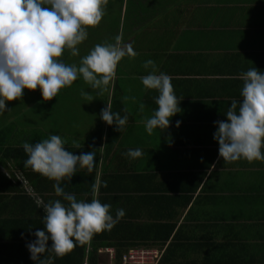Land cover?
<instances>
[{"label":"crops","instance_id":"1","mask_svg":"<svg viewBox=\"0 0 264 264\" xmlns=\"http://www.w3.org/2000/svg\"><path fill=\"white\" fill-rule=\"evenodd\" d=\"M211 5L195 0L174 39L155 54L146 48L140 53L143 62L131 71L134 83L120 85L113 96L111 84L110 94L98 95L102 105L96 107L108 104L121 117L128 115L123 131L106 123L101 138L95 134L98 125L89 130L85 125L83 131L84 118L71 106L62 105L51 115L52 121L67 125L56 135L79 141L76 152L95 151L94 170L77 166L70 181H61L64 191L78 201L96 198L110 204L113 216L117 209L125 211L111 231L97 234L95 241L76 242L54 264H122L136 251L150 252L148 264H264V161L223 162L213 139L215 122L226 120L233 99H242L240 74L251 68L264 71V0H219L218 13L206 12ZM148 59L171 76L180 101L169 127L151 135L139 122L157 108L158 93L145 90L139 79L148 74L143 68ZM136 148L140 158L124 155ZM34 182L26 229L0 226V264H34L27 244L35 240V231L43 230L44 205L57 199L67 204L55 195L54 181L38 174ZM7 220L6 215L0 218ZM162 230H171V239L152 243Z\"/></svg>","mask_w":264,"mask_h":264},{"label":"clouds","instance_id":"2","mask_svg":"<svg viewBox=\"0 0 264 264\" xmlns=\"http://www.w3.org/2000/svg\"><path fill=\"white\" fill-rule=\"evenodd\" d=\"M106 4L107 0H0V115L6 111V102L19 100L24 90L39 88L43 100L50 101L78 77L99 94L107 90L118 63L136 55L131 45L122 44L119 35L114 43L96 44L79 65L60 59L65 50H70L72 56L79 55L78 46L88 38L87 29L101 22ZM143 68L148 73L139 78L143 88L158 93L157 108L150 117L139 121L151 135L154 129L169 127L170 119L180 111V101L171 76L159 72L155 61L146 60ZM239 79L243 82L242 99H233L226 120L215 122L213 139L223 162L264 161V71L251 68ZM106 105L100 119L109 126L114 124L118 132L123 131L128 115L121 117ZM139 110L143 113L142 103ZM65 145L66 140L55 134L34 145L27 141L21 145L28 157L25 167L54 181L55 195L67 201L65 204L57 199L44 205L43 230L35 231V240L27 244L34 264H54V259L72 251L76 242L84 244L96 234L111 231L125 216L122 208L113 216L110 204L96 198L78 201L74 194L64 191L61 181H70L77 166L91 173L96 165L95 151L74 155ZM72 147L79 149V141L74 139ZM124 155L136 159L142 151L129 149Z\"/></svg>","mask_w":264,"mask_h":264},{"label":"trees","instance_id":"3","mask_svg":"<svg viewBox=\"0 0 264 264\" xmlns=\"http://www.w3.org/2000/svg\"><path fill=\"white\" fill-rule=\"evenodd\" d=\"M195 0H107L105 5V15L101 20V23H106L110 17L114 15H120L118 19L114 21L117 23L116 27L120 31L116 34V31L109 32L110 43H114V38L119 35L122 38L123 45H131L136 55L135 62L132 64L127 63L128 56L124 57L117 65L115 70V77L110 82L114 84V95L118 94V88L120 85H129L136 80L135 75L132 72H137V64L143 62L140 53L143 54V49L152 51V54L159 51L158 47H162L164 44L169 43L170 39H174L175 34L182 23L186 20L188 15V6ZM200 4L212 3L210 7L206 9V12L218 13L219 8L216 6V2L219 0H196ZM125 9L124 22L121 19V15ZM128 12H131L134 17H137L134 21L127 19ZM141 19V20H140ZM100 26L94 28H88V38L78 46L79 54L82 51L81 47H84L87 51L91 50L94 45L86 42H91L95 39L93 33H95ZM139 29V32H136ZM134 31V32H132ZM139 33V34H138ZM133 38V39H131ZM126 39H128L126 41ZM127 42V43H125ZM157 43V47H156ZM99 44V42L97 43ZM72 57L70 50H65L62 57ZM61 57V58H62ZM75 57V56H73ZM140 57V58H139ZM133 65V66H132ZM128 70L130 73L128 74ZM132 71V72H131ZM97 90L91 89V87L84 82L82 77H78L76 81L69 87L62 88L56 97L50 101H44L39 88L34 91L24 90L22 97L19 100L6 102L7 118L0 115V218L2 215H6L11 221H0V226L3 224H10L17 229H26L27 226V208L33 201L31 197H35L34 188L37 187L36 176L40 173L34 172L30 167H25L24 161L28 158L27 154L21 147L24 141L31 144L39 143L43 139H47L50 135L58 133L63 129L65 124L52 121L51 115H57V109L62 105L71 106L69 110H74L79 114V118H84L83 123L89 124L91 129L90 118L86 117L83 113V109L86 105L93 103L92 106H96L98 95H95ZM27 92V93H26ZM83 92L90 94L89 96L82 95ZM93 95L91 96V93ZM64 99L61 100V98ZM14 103V105H12ZM13 106V107H12ZM18 107L19 113L14 114L13 108ZM81 111V112H80ZM61 112V111H58ZM94 120V119H93ZM11 121L5 127L2 126L3 122ZM30 124V134H28V125ZM50 121H52L50 123ZM78 123V121H76ZM81 122V121H80ZM102 122V121H101ZM105 122L93 123V128L98 125L99 130L95 131L96 136L101 138L102 126ZM62 125V129L59 127ZM48 128L42 133V126ZM78 125V124H77ZM82 128V127H81ZM72 129H74L72 127ZM87 128V130H89ZM94 129V130H95ZM98 129V128H97ZM104 131V130H103ZM72 140L69 142L66 140V150L73 152V154L81 153L76 152L77 149L72 147ZM69 143V144H68ZM87 152V151H82ZM202 176V175H201ZM202 180V178H200ZM34 205V204H33ZM7 212L11 214L8 215ZM31 213V211L29 212ZM20 219H16V217ZM14 216V217H13ZM16 216V217H15ZM24 218V219H23ZM2 223V224H1ZM172 229V228H171ZM162 230L163 233L156 235L152 239V243H167L171 239V230ZM99 235H94V241ZM28 236H25L26 239ZM178 237L175 236V241ZM29 240V238H27ZM174 240L171 242L173 245ZM133 248L137 245H132ZM122 254V253H121ZM122 255H119L121 260ZM124 258V257H123ZM123 261V259H122Z\"/></svg>","mask_w":264,"mask_h":264},{"label":"rangeland","instance_id":"4","mask_svg":"<svg viewBox=\"0 0 264 264\" xmlns=\"http://www.w3.org/2000/svg\"><path fill=\"white\" fill-rule=\"evenodd\" d=\"M114 17H116L115 19H118L119 17H120V15H114L113 17H110L109 19H108V21L105 23H101L100 22V26H99V28H98V30L95 32V33H93V35H94V37H95V39H93L91 42H86V46H88V43H91V44H93L94 46L99 42V44H105V43H110V40H109V38H108V36H109V32L112 30L113 32H115L116 31V34L120 31V29L118 28L117 29V27H116V25H117V23L114 21ZM124 17H125V9H124V11H123V14L121 15V19H122V21L124 22ZM127 19L129 20V21H134V20H136L137 19V17H134L133 15H132V13L131 12H128V15H127ZM141 20V19H140ZM132 32H134V31H132ZM136 32H139V29L136 31ZM139 34V33H138ZM131 39H133V38H131ZM128 39H126V41H127ZM125 43H127V42H125ZM81 49H82V51H80V54L78 55V56H75V57H70V56H68V57H62V58H60L61 60H62V62H64V63H66V64H77V65H79V62H80V59L83 57V56H86L88 53H89V51H87L84 47H81ZM134 58H137V57H129L128 59H127V63H129L130 62V64H132L133 62H135V59ZM133 66V65H132ZM116 70V69H115ZM108 89V88H107ZM27 93V92H26ZM96 94H94V96L95 95H100V96H106V95H108V94H110L108 91H105V92H103V94H99L98 93V90L95 92ZM93 95V92L91 93V96ZM112 96H113V92H112V94H111ZM109 98H110V96H108ZM62 99H64V97H62L61 98V100ZM98 103L99 104H101L102 105V103H101V101H99V100H97L96 101V105H98ZM12 105H14V103L12 104ZM93 105V103H91V104H89V105H86L85 107H84V109H83V113H85L86 114V117H89L90 118V122H91V128H93V123H94V120H95V122H99L101 119H100V112H101V110H102V108L99 106H92ZM13 107V106H12ZM6 110H7V108H6ZM7 112H10V110H8ZM7 112H5L2 116H4L3 118H7ZM12 112L14 113V114H17V113H19V110H18V107H15V109L13 108V110H12ZM81 112V111H80ZM94 119V120H93ZM11 121H8V122H3L2 123V125H1V127L2 126H6V125H8L9 123H10ZM72 123L74 124V121H72ZM73 124L72 125H70V128L71 127H73ZM27 125L29 126L28 127V134H30V124H29V121L27 122ZM84 128H82V130L84 131L85 130V124H83L82 125ZM87 126V128L89 129V124L88 125H86ZM61 129H62V125L60 124V126H59ZM46 128H48L47 127V125L45 126H42V133L43 132H45V129ZM65 130H67V125L65 126ZM67 132H69L70 134H72V132H74V129H72V130H68ZM89 133V132H88ZM139 253H141V254H143L142 252H139ZM133 256H137V255H135V254H133ZM148 256H150L149 254H148ZM150 257H152V256H150ZM149 258V257H148ZM130 260V259H129ZM134 259H132V261H133ZM149 260H150V258L149 259H147V261H146V264H148L149 263Z\"/></svg>","mask_w":264,"mask_h":264},{"label":"built area","instance_id":"5","mask_svg":"<svg viewBox=\"0 0 264 264\" xmlns=\"http://www.w3.org/2000/svg\"><path fill=\"white\" fill-rule=\"evenodd\" d=\"M139 252H142L143 254H141ZM149 253L150 252H147V251L146 252L145 251L131 252L129 255H127L123 258L122 264H146L147 259L150 258V256H148ZM133 254H135L137 256H133ZM132 259H134V260L132 261Z\"/></svg>","mask_w":264,"mask_h":264}]
</instances>
